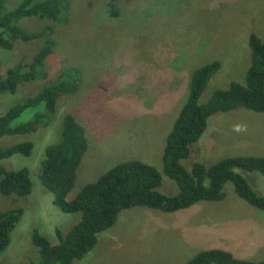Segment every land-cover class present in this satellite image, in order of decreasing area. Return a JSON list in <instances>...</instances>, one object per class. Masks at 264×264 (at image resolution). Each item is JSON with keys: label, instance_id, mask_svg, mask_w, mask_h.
I'll return each instance as SVG.
<instances>
[{"label": "rangeland", "instance_id": "obj_1", "mask_svg": "<svg viewBox=\"0 0 264 264\" xmlns=\"http://www.w3.org/2000/svg\"><path fill=\"white\" fill-rule=\"evenodd\" d=\"M22 1L7 0L6 11H13ZM70 2V21L55 30L57 47L45 69L50 80L64 72L62 68L79 64L77 68H87L85 78L98 75V83L88 78L85 81L92 83L87 86L78 80V90L59 99L52 126L40 128L36 134L0 141L3 146L25 141L35 145L30 157L16 155L2 162L6 169L29 168L33 191L23 198L0 193V212L25 210L12 233L9 249L0 254V264L28 263L32 256L39 257L30 239L31 228H39L51 242H56L55 229L67 233L77 221V215L65 214L54 206L37 181L47 146L59 140L61 116L69 112L88 129V151L69 194L71 199L122 162L139 160L162 168L166 136L188 99L190 75L210 62L222 63L201 96L203 104L216 90L227 89L232 82H245L250 66V35L264 38V0ZM47 21L24 18L20 24L29 32H40L47 27ZM42 46L41 41H18L13 49L0 50V77L22 57L31 59ZM120 55L148 66L111 65L113 57ZM44 82L47 81L28 84V90L19 89L14 96H2L0 114ZM212 118L210 128L194 146L190 163L210 165L225 156L264 154V113L237 108ZM29 119L27 111L18 120ZM108 135L111 139L103 141ZM94 140V145L100 146L97 151H93ZM259 175L246 174L253 188L264 195V177ZM164 181V192L177 193L169 178L163 176ZM226 190L228 196L222 202H202L176 214L143 207L124 210L117 223L99 235L93 249H98L96 253L76 264H185L217 246L241 259L263 261L264 212L239 198L231 184L226 185Z\"/></svg>", "mask_w": 264, "mask_h": 264}, {"label": "trees", "instance_id": "obj_2", "mask_svg": "<svg viewBox=\"0 0 264 264\" xmlns=\"http://www.w3.org/2000/svg\"><path fill=\"white\" fill-rule=\"evenodd\" d=\"M6 1L0 0V50H11L18 41L27 43L37 39L43 42V47L32 62L22 59L9 68L5 77L0 80V112L2 96H14L20 86L30 81L47 82L34 88L29 96L9 105L6 112L0 114V141L7 137L36 134L40 128L52 126L56 113L58 114V99L75 93L80 83L86 82L89 86L92 82L89 83L86 79L95 81L98 77L94 75L93 78H85L87 68H77L81 66L79 64H74L75 67L72 68H62L64 72L59 73L52 81L45 72L46 60L51 58L57 47V40L53 38L57 33L54 32L70 21V0H23L13 11H6ZM28 17L48 20L45 22L47 27L40 32H28L20 24L22 19ZM249 46L250 66L245 82H232L227 89L216 90L203 104L200 103L201 96L220 70L221 63L210 62L191 75L188 99L183 103L166 138L162 168L158 169L153 164L139 160L122 162L102 174L95 182L86 185L71 199L69 194L76 184L81 161L88 151V129L79 122V117L69 112L61 116L60 120L63 119L61 128L60 125L58 127L59 140L47 146L46 158L41 163V174L37 181L52 198L54 206L65 214L77 215V221L67 233L56 228V242H51L39 228H31L30 239L37 248L39 257L32 256L30 259L33 260L30 262L17 264H76L87 259L93 252L96 253L98 249H93L99 242V235L109 231L117 223L122 211L143 207L176 214L201 205L202 202L224 201L228 196L227 184H231L235 194L248 205L264 212V195L253 188L246 176L257 173L264 177V154L225 156L210 165L200 161L190 163L194 146L210 128L213 116L237 108H245L257 114L264 113V38L251 34ZM114 59L113 57L111 65L114 63L116 67L148 66L123 55ZM96 107V104L92 107V115ZM27 111H30V119L19 121ZM110 139L108 135L103 141ZM94 142L95 140L93 151H97L100 146L96 147ZM34 146L33 141L9 146L0 144V193L4 196L23 198L32 193L30 169H6L2 162L16 155L28 158L32 155ZM163 176L177 187V193L162 190L167 181L163 182ZM24 213L23 208L0 212V254L9 249L12 233L20 224ZM36 258L38 260H34ZM185 264H264V260L254 262L239 259L231 251L217 246L200 252Z\"/></svg>", "mask_w": 264, "mask_h": 264}, {"label": "clouds", "instance_id": "obj_3", "mask_svg": "<svg viewBox=\"0 0 264 264\" xmlns=\"http://www.w3.org/2000/svg\"><path fill=\"white\" fill-rule=\"evenodd\" d=\"M28 18H37V17H28ZM38 19L42 20L41 18H38ZM23 28H24V27H23ZM24 29H25V28H24ZM25 30H26V29H25ZM28 32H29V31H28ZM31 33H35V32H31ZM260 38H261V37H260ZM37 41H40V40L37 39V40H34L33 42H37ZM27 43H29V42H27ZM13 45H14V44H13ZM42 47H43V46H42ZM42 47H41V48H42ZM249 47H250V46H249ZM41 48H40V49H41ZM12 49H13V48H12ZM40 49H39V50H40ZM39 50H38V52H39ZM250 50H251V49H250ZM38 52H37V53H38ZM37 53H36V54H37ZM36 54H35V55H36ZM35 55H34V56H35ZM34 56H33V57H34ZM33 57H32L31 59H28V58H26V57H22V59H26L27 62H32ZM22 59H21V60H22ZM21 60H20V61H21ZM20 61H19V62H20ZM46 61H47V60H46ZM19 62H18V63H19ZM18 63H17V64H18ZM17 64H15V65H17ZM15 65H14V66H15ZM45 65H46V63H45ZM205 65H206V64H205ZM14 66H12V67H14ZM203 66H204V65H203ZM12 67H10V68H12ZM221 67H222V63H221ZM1 69H2V66H1V64H0V71H1ZM8 69H9V68H7V70H8ZM44 69H45V66H44ZM7 70L5 71V74H6ZM247 70H248V69H247ZM45 72L47 73L46 69H45ZM246 73H247V72H246ZM5 74H3V75L0 77V80H2V79L5 77ZM47 74H48V73H47ZM192 74H193V73H192ZM192 74H191V75H192ZM191 75H190V77H191ZM48 76H49V75H48ZM245 76H246V75H245ZM190 79H191V78H190ZM38 81H41V80H36V81H33V82L30 81V83H27V84H25V85L20 86L19 89H27V90H28V88H27V85H28V84H31V83H34V82H38ZM46 81H47V80H46ZM50 81H52V79H50ZM189 84H190V80H189ZM78 87H79V86H78ZM33 89H34V88H33ZM33 89H31L30 91H32ZM188 91H189V90H188ZM26 95L29 96L30 93H27ZM63 96H64V95H63ZM1 98H2V97H1ZM60 98H62V96H61ZM60 98H59V99H60ZM59 99H58V101H57V104H58V102H59ZM169 132H170V131H169ZM168 134H169V133H168ZM167 136H168V135H167ZM167 136H166V138H167ZM165 143H166V142H165ZM164 147H165V146H163V148H164ZM219 247H220V246H219ZM221 248H224V247H221ZM225 249H226V248H225ZM234 256L237 257L236 255H234ZM237 258H239V257H237ZM239 259H241V258H239ZM247 260H248V259H247Z\"/></svg>", "mask_w": 264, "mask_h": 264}]
</instances>
